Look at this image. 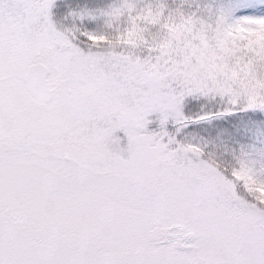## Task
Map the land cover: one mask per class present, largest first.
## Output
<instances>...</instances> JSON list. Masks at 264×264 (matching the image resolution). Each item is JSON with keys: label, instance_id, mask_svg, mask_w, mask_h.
I'll return each mask as SVG.
<instances>
[{"label": "snow or ice", "instance_id": "6c2138e0", "mask_svg": "<svg viewBox=\"0 0 264 264\" xmlns=\"http://www.w3.org/2000/svg\"><path fill=\"white\" fill-rule=\"evenodd\" d=\"M0 264H264V0H0Z\"/></svg>", "mask_w": 264, "mask_h": 264}]
</instances>
